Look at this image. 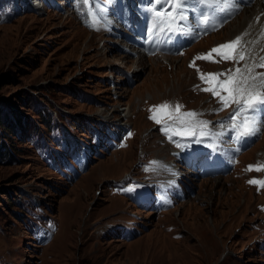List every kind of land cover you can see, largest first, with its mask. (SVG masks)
Instances as JSON below:
<instances>
[{"label":"rangeland","instance_id":"rangeland-1","mask_svg":"<svg viewBox=\"0 0 264 264\" xmlns=\"http://www.w3.org/2000/svg\"><path fill=\"white\" fill-rule=\"evenodd\" d=\"M13 2L0 0V264H264L257 246L264 193L246 184L244 168L263 156L264 138L234 175L197 183L194 196L160 216L128 201L132 184H114L139 174L144 155L171 158L150 118L153 105L207 101L192 89L191 55L134 65L136 57L118 55L66 13L18 14ZM106 117L130 126L127 146L88 168L73 164L68 175H80L63 181L52 153L69 140L90 141L92 120ZM135 218L146 230L117 238L114 228ZM36 223L50 231L43 245L32 236Z\"/></svg>","mask_w":264,"mask_h":264},{"label":"snow or ice","instance_id":"snow-or-ice-1","mask_svg":"<svg viewBox=\"0 0 264 264\" xmlns=\"http://www.w3.org/2000/svg\"><path fill=\"white\" fill-rule=\"evenodd\" d=\"M83 3L89 6V15L95 16L91 10L90 0H83ZM153 3L157 6L165 5V7L151 9L154 29L158 28L160 31L169 32L183 31L180 22L188 19L185 14L187 0H153ZM197 3L209 8H216L220 12L228 10L229 7H237L236 0H197ZM210 19L214 20L215 17L203 14L199 23L208 26ZM259 19V17L256 18L257 22ZM213 27L216 25L213 24ZM248 35L249 33L245 32L231 41L212 48L206 54L198 55L190 65L196 67L195 60L199 59L219 62L214 58V54L222 60L233 61L237 65L246 61L242 67L237 66L234 70L228 69L224 73L200 74V79L208 85L201 89L202 91L210 92L217 97L224 108L231 104L237 105V110L231 117L237 139L242 136L256 135L260 128L264 127V72L254 71L256 67L264 68V56H261L257 63L252 56V48L249 47V45H255L260 40H264V28L260 29V35L256 40L245 42L244 37ZM197 70L199 71V69ZM220 77H224V79H220ZM182 107L177 103L172 110L173 106L168 102L153 105L149 109L152 113L150 118L157 124H165L163 131L169 136V139L172 138V135L193 138L212 135L208 128V121L195 119L199 114L194 111L181 112ZM256 113H261L260 119H257ZM240 117L243 119L237 123ZM128 135L130 136L131 133ZM152 163L156 164L157 162ZM248 170L264 171V164L250 165ZM248 182L264 187V180L253 179Z\"/></svg>","mask_w":264,"mask_h":264},{"label":"bare ground","instance_id":"bare-ground-1","mask_svg":"<svg viewBox=\"0 0 264 264\" xmlns=\"http://www.w3.org/2000/svg\"><path fill=\"white\" fill-rule=\"evenodd\" d=\"M37 2V0H36ZM255 5V6H254ZM254 8L252 9V11H248L249 8L245 9L244 13L241 14L239 17H237L232 23H230L226 28H224L218 35L216 36H211L209 37L208 39L204 40V41H207V40H213L214 41V44H217L219 42H223L225 40H229L231 38H233L234 36H236L237 34H240L242 32H248L249 33V36L253 35L258 29L259 27L262 25L263 23V20H264V15L259 17L261 14L264 13V4L261 3V2H257L256 4H254ZM259 17V22H257L256 18ZM107 41L106 43H109V45L107 46L108 48L109 47H113V44H111V40L107 38ZM113 43L115 44L116 42L113 41ZM195 49V46L191 49V51H193ZM198 49V48H196ZM112 51V50H111ZM113 51L115 53H117L116 51V48L113 47ZM118 54V53H117ZM119 55V54H118ZM145 59L147 60V58H145L144 56L142 55H139L138 57H136V60H131V61H135L134 65H138V66H141V65H145L146 63L143 62V61H140L141 59ZM166 58H171V57H162L161 59H166ZM160 57H157V58H154V59H148V61H152L154 62V60L156 61L157 63V66L158 67H162V61H161ZM175 60L176 59H179V58H174ZM139 60V61H137ZM160 60V61H159ZM136 61H137V64H136ZM159 61V62H158ZM127 64V63H126ZM155 64V63H154ZM158 67L156 68L155 65L152 66V68H156L158 69ZM146 69V68H145ZM140 73V72H138ZM188 89V88H187ZM190 89V88H189ZM193 89V88H192ZM184 93V92H182ZM168 100V99H167ZM99 115V114H98ZM107 119V117H106ZM118 118L116 119V122H117ZM123 120V119H122ZM121 120V121H122ZM264 138V136H263ZM259 143V142H258ZM257 143V144H258ZM256 145H254L250 150H252L253 148H255ZM165 148V147H164ZM165 150V149H164ZM249 150V151H250ZM163 151V150H162ZM246 152L245 154L249 153ZM164 152V151H163ZM244 154V155H245ZM171 156V155H170ZM243 157V156H242ZM241 157V158H242ZM240 158V159H241ZM264 158V154L263 156H260L258 159H263ZM230 178V176H229ZM264 193V191L262 192Z\"/></svg>","mask_w":264,"mask_h":264},{"label":"clouds","instance_id":"clouds-1","mask_svg":"<svg viewBox=\"0 0 264 264\" xmlns=\"http://www.w3.org/2000/svg\"><path fill=\"white\" fill-rule=\"evenodd\" d=\"M150 215H152V216H156L155 214H151V213H149Z\"/></svg>","mask_w":264,"mask_h":264},{"label":"trees","instance_id":"trees-1","mask_svg":"<svg viewBox=\"0 0 264 264\" xmlns=\"http://www.w3.org/2000/svg\"><path fill=\"white\" fill-rule=\"evenodd\" d=\"M1 121V120H0ZM6 130V129H5ZM8 130H6V132H7ZM9 133V132H8ZM3 149V148H2ZM1 150V149H0ZM1 155V154H0Z\"/></svg>","mask_w":264,"mask_h":264}]
</instances>
